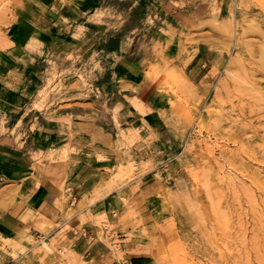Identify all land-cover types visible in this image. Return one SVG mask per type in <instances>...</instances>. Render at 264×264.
<instances>
[{
	"label": "rangeland",
	"instance_id": "obj_1",
	"mask_svg": "<svg viewBox=\"0 0 264 264\" xmlns=\"http://www.w3.org/2000/svg\"><path fill=\"white\" fill-rule=\"evenodd\" d=\"M22 22L33 34L18 42ZM101 96L93 115L70 111ZM0 141L29 153L37 185L59 186L54 208L33 209L0 183V264H93L84 239L107 245L105 264L199 261L198 192L238 229L243 214L253 226L243 198L264 189V0H0ZM95 163L92 187L70 185Z\"/></svg>",
	"mask_w": 264,
	"mask_h": 264
},
{
	"label": "crops",
	"instance_id": "obj_2",
	"mask_svg": "<svg viewBox=\"0 0 264 264\" xmlns=\"http://www.w3.org/2000/svg\"><path fill=\"white\" fill-rule=\"evenodd\" d=\"M44 3H51L53 0H41ZM137 5V2L134 3ZM33 32L27 28L24 23H19L14 31V38L18 42H24L31 37ZM194 62V61H193ZM200 60L195 64L194 70L199 71L201 68ZM105 80H100L99 84L103 86ZM146 99L155 107H158L157 100L154 102L151 101L152 94L146 92ZM104 96L92 97L85 102H78L74 105V107L70 110L73 113H82L93 115L98 110V103L103 101ZM95 109V110H94ZM124 120L128 123L130 121L142 122L146 124V122L151 123V126L156 127V118L151 116L149 121L145 120V123L141 119V117L132 116L129 111L125 112ZM137 118V119H136ZM132 121V122H133ZM97 127H100L98 123ZM115 128V127H114ZM36 149H39L37 147ZM35 161L29 155L26 150H23L20 147L9 146L6 143L0 141V183H10V184H18L21 186L23 191L30 195L29 206L33 209H38L41 206L45 205L46 207L54 208L56 202L59 199V194L57 190H59V186H56L50 179L45 183L44 180L41 181L39 185H37L35 181V172H34ZM99 178V168L95 163L93 165H89L86 167L79 168L70 179V185L77 182L78 184H82V187L85 190H88L92 187ZM148 180L143 185V192L148 193L153 200L157 197V194H154L159 188V181L155 179V175L145 176L143 180ZM75 192L78 194V197H82L83 190L79 188L75 189ZM76 220V219H75ZM80 227V226H79ZM82 234V233H81ZM78 251L81 252L86 257H89L94 264H105L107 261L109 253L107 251V245L101 241H97V243H93L88 241V239H84L83 242L77 244Z\"/></svg>",
	"mask_w": 264,
	"mask_h": 264
},
{
	"label": "bare ground",
	"instance_id": "obj_3",
	"mask_svg": "<svg viewBox=\"0 0 264 264\" xmlns=\"http://www.w3.org/2000/svg\"><path fill=\"white\" fill-rule=\"evenodd\" d=\"M31 41L35 43L37 41V36H33ZM137 109V108H136ZM67 152H65L66 154ZM64 154V156H65ZM120 172V171H119ZM123 173V172H122ZM124 175V173H123ZM118 179V178H116ZM214 180V179H213ZM121 181V180H120ZM207 181V180H206ZM210 181V180H208ZM40 182V181H38ZM110 182V181H109ZM109 182L102 184L98 189L99 196H107L111 191L109 188ZM113 182V181H112ZM111 183V182H110ZM116 182H114L115 184ZM113 184V185H114ZM197 184V183H196ZM209 184V183H208ZM120 185V184H119ZM245 185V184H244ZM252 185V184H251ZM215 186L212 182V187ZM257 186V185H256ZM121 187V186H120ZM118 187V188H120ZM210 187V186H209ZM249 187V186H248ZM253 187H255L253 185ZM194 188V187H193ZM256 188V187H255ZM116 189V188H114ZM205 189V188H204ZM215 189V187L213 188ZM249 189V188H248ZM197 190V189H196ZM208 190V189H207ZM206 191V190H205ZM204 191L198 192L195 199L199 210V218L204 223L202 235L206 234L207 241L210 244H201V248L199 249V261L193 262L191 264H264V189L261 192V196H258L255 193H249L245 200L252 211V227H249L247 224V220L244 219L243 215L240 218V223L238 229L236 226L233 228V225L228 227L227 229L223 228L220 223V220L213 216L211 213H208L205 209V199L212 201L214 200V194L208 190L206 191L207 195L205 197ZM257 192V191H256ZM205 193V194H206ZM247 193V192H246ZM189 195V194H188ZM187 195V196H188ZM192 195V194H191ZM194 195V194H193ZM260 195V194H259ZM245 196V195H244ZM243 196V197H244ZM186 197V195H185ZM191 197V196H190ZM102 198V197H101ZM192 198V197H191ZM189 199V196L188 198ZM216 200V199H215ZM242 201V200H241ZM187 202V201H186ZM208 202V203H209ZM213 202V201H212ZM217 202V201H216ZM215 202V203H216ZM189 203V201H188ZM211 203V202H210ZM209 203V204H210ZM215 203L213 202L212 205ZM242 203L245 204L243 201ZM212 205L210 206L212 208ZM246 205V204H245ZM195 206V205H194ZM243 208V207H242ZM212 210V209H211ZM213 210H215L213 208ZM220 210V209H219ZM229 211V210H228ZM227 211V212H228ZM215 212V211H214ZM226 212V211H225ZM249 212V211H248ZM213 213V212H212ZM103 214V213H102ZM195 214V213H194ZM214 214V213H213ZM221 214V213H220ZM229 214V213H228ZM233 214V212H232ZM238 214V213H237ZM250 214V213H249ZM222 215V214H221ZM230 215V214H229ZM251 215V214H250ZM249 215V217H250ZM196 216V215H195ZM226 215L224 214V217ZM233 217V215H232ZM228 218V216L226 217ZM229 219V218H228ZM231 219V218H230ZM249 219V218H248ZM234 220V219H233ZM232 221V220H231ZM238 221V220H236ZM235 221V223H237ZM192 224V223H191ZM198 224V223H197ZM200 224V223H199ZM194 225V224H193ZM237 225V224H236ZM250 225V224H249ZM200 226V225H198ZM200 230V229H198ZM201 230V231H203ZM178 231V230H177ZM185 234V233H184ZM195 235V234H194ZM181 238V237H180ZM189 238V237H188ZM190 239V238H189ZM199 239V238H198ZM201 236V240H202ZM206 239V238H205ZM183 241V240H182ZM185 241V240H184ZM188 242V241H187ZM201 242V241H200ZM197 243V241H196ZM195 243V244H196ZM194 244V243H193ZM174 245V243H173ZM209 245L212 249L215 250L216 253H219L217 257H210L208 255V262L205 261V253L206 246ZM198 246V245H197ZM188 247V246H187ZM196 247V246H195ZM208 247V248H209ZM177 248V247H176ZM197 248V247H196ZM199 248V247H198ZM187 250V249H186ZM209 251V250H208ZM197 253V252H196ZM207 254V253H206ZM209 254V253H208ZM188 255V254H187ZM190 255V254H189ZM194 255V254H193ZM114 256V255H113ZM151 256V255H150ZM63 257V256H62ZM194 257V256H193ZM61 258V257H60ZM71 258H80L77 253L74 252H66L64 253V257L61 264H67ZM197 258V257H196ZM195 259V258H194ZM60 260V261H61ZM81 260V259H80ZM113 261V259H112ZM76 262V260H75ZM190 264V263H189Z\"/></svg>",
	"mask_w": 264,
	"mask_h": 264
}]
</instances>
